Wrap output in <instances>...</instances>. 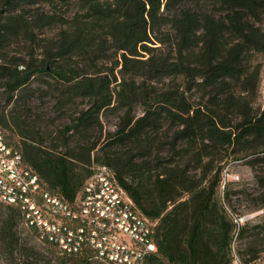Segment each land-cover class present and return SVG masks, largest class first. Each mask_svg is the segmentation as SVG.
I'll list each match as a JSON object with an SVG mask.
<instances>
[{
  "label": "trees",
  "instance_id": "1",
  "mask_svg": "<svg viewBox=\"0 0 264 264\" xmlns=\"http://www.w3.org/2000/svg\"><path fill=\"white\" fill-rule=\"evenodd\" d=\"M68 1L0 0L5 140L45 189L67 201L81 193L95 165L109 167L138 210L155 220V250L143 264H231L233 251L244 264L253 262L262 249L255 239L264 237V107L252 105L263 66L264 0H73L82 11L69 17L28 8ZM52 24L59 25L53 36L36 38ZM16 40L36 43L38 56L27 49L25 56L6 58ZM149 42L163 43L165 50L152 53ZM110 55L121 75L112 88L114 74L110 79L86 71ZM39 85L53 90L61 104L87 99L70 117L73 126L67 121L55 134L38 132L16 110L28 106ZM137 102L140 112L133 108ZM106 107L121 113L103 133L98 113ZM89 130L98 132L93 140ZM230 159L261 169L254 174L258 220L250 224L247 218L236 231L232 214L240 213L224 203L230 204L228 182L221 199L216 193ZM0 204V245L11 251L15 227L23 222L15 207ZM247 232L252 238L239 251L234 241ZM73 256L102 264L84 253Z\"/></svg>",
  "mask_w": 264,
  "mask_h": 264
},
{
  "label": "built area",
  "instance_id": "2",
  "mask_svg": "<svg viewBox=\"0 0 264 264\" xmlns=\"http://www.w3.org/2000/svg\"><path fill=\"white\" fill-rule=\"evenodd\" d=\"M0 203L15 207L37 240L64 255L84 253L102 264H143L155 250V220L138 210L109 167L95 165L81 193L67 201L41 185L1 130ZM260 211L232 214L235 231ZM231 264H244L234 251ZM249 264H264V255Z\"/></svg>",
  "mask_w": 264,
  "mask_h": 264
},
{
  "label": "rangeland",
  "instance_id": "3",
  "mask_svg": "<svg viewBox=\"0 0 264 264\" xmlns=\"http://www.w3.org/2000/svg\"><path fill=\"white\" fill-rule=\"evenodd\" d=\"M205 8H211L209 5H203ZM30 10H34V8H38L40 11L44 12H55L62 13L65 16L69 17L74 14H79L82 9L79 8L78 4L73 0H69L66 3L57 2L54 7L44 2H39L34 5H30L28 7ZM58 24L46 25L42 29H40L37 33L36 38L40 37H51L55 33L58 28ZM264 26V25H263ZM28 42L22 40H16L10 43L7 47L6 58L13 55L14 53L20 54L21 56H25V51L27 49H32L33 54L38 56L40 47L37 46L36 43H32L27 47ZM150 47L149 49L152 53H157L159 51L165 50V44L163 43H148ZM20 50L18 52L16 50ZM111 50H107V54H109ZM25 58V57H24ZM115 56L110 55L107 59L97 58L95 65L93 67H89L86 69L87 73L95 76L106 75L108 78H112V74L116 76V80H111L109 83V87L112 88L117 81L121 78V75L117 71L119 65L113 66V60ZM263 66L261 71V78L258 83V91L256 98L252 101L253 106L264 107V55L261 56ZM112 67V68H111ZM97 70V71H96ZM130 76L128 74H124L123 78L128 79ZM140 76L136 77V80H140ZM166 80V79H165ZM176 80H178L176 78ZM36 83H34L35 85ZM157 86L162 85L161 82H154ZM40 90L37 88L30 95V101L28 106H17L16 110H18L25 120L29 121L35 131L38 132H47L51 130V134H55L59 129H62V126L65 122L69 121L71 126H73V121L70 117L76 113V110L84 106L87 102L86 98L77 97L71 102H67L61 104L60 102H56V98L54 97V91L51 89H42V85H39ZM5 98V90L1 85L0 81V106L3 105ZM115 101L111 100L109 106H111ZM150 105L151 103L148 102ZM9 106V103L6 105V108ZM27 107V108H26ZM143 105L139 102L134 103L133 108L136 112H140L142 110ZM121 113L120 108H112L106 107L101 109L98 113L99 118L102 124V132L104 133L106 130L111 129L114 122H116L118 118V114ZM5 133L11 135V133L5 128ZM8 135V136H9ZM89 136V140H93L98 132L96 130H89L87 132ZM17 137L12 135V139L16 140ZM102 136L100 137V140ZM59 140H57L58 142ZM58 148H63L61 145H58ZM95 153L96 150H93ZM222 152V150H220ZM261 169L258 167H250L246 164L242 159H230L226 160L223 164L221 170V182L217 187L216 193L217 196L222 198V188L223 182H228V195L230 198V204L224 203L228 206L232 211L239 212L240 214H248L255 212L261 207L255 206L257 196H258V186L254 182V174L260 173ZM263 208V207H262ZM5 208L0 204V217L4 215ZM257 216L253 215L248 219L250 224L257 222ZM15 234L17 236V243L14 248L10 251L4 250L0 245V264H82L80 260H78L73 255L70 254L66 256L56 255L54 252H50L46 249L45 245L40 243L39 240L35 238V236L29 233L23 224H17L15 227ZM250 236V233L247 232L242 237L236 239L234 241V246L238 248V250H243L247 245V241ZM256 246L258 248H262L258 251V256L264 255V237L255 239ZM8 249V248H7ZM94 264V263H92Z\"/></svg>",
  "mask_w": 264,
  "mask_h": 264
},
{
  "label": "water",
  "instance_id": "4",
  "mask_svg": "<svg viewBox=\"0 0 264 264\" xmlns=\"http://www.w3.org/2000/svg\"><path fill=\"white\" fill-rule=\"evenodd\" d=\"M148 105H149V103H148Z\"/></svg>",
  "mask_w": 264,
  "mask_h": 264
}]
</instances>
